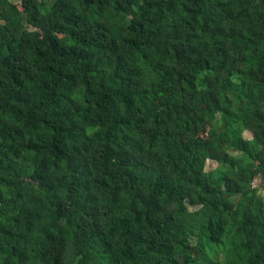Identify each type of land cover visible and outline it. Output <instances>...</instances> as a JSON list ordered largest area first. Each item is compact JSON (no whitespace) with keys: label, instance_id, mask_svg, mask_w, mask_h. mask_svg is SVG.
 I'll return each instance as SVG.
<instances>
[{"label":"trees","instance_id":"trees-1","mask_svg":"<svg viewBox=\"0 0 264 264\" xmlns=\"http://www.w3.org/2000/svg\"><path fill=\"white\" fill-rule=\"evenodd\" d=\"M17 1L0 264H264V0Z\"/></svg>","mask_w":264,"mask_h":264},{"label":"rangeland","instance_id":"rangeland-1","mask_svg":"<svg viewBox=\"0 0 264 264\" xmlns=\"http://www.w3.org/2000/svg\"><path fill=\"white\" fill-rule=\"evenodd\" d=\"M14 4H17L18 5V1L17 0H11ZM251 138V134L247 131H245L243 133V140L244 141H247ZM215 167V163L211 162V161H208L207 162V169H214ZM259 184V181L257 180V182L254 183V186H257ZM260 194L263 196L264 198V189L260 190ZM65 208H68L67 206H64ZM54 252V251H53ZM53 252L51 255H53Z\"/></svg>","mask_w":264,"mask_h":264}]
</instances>
